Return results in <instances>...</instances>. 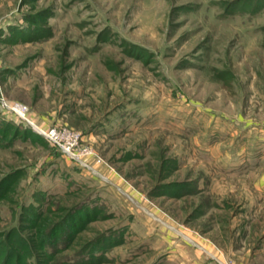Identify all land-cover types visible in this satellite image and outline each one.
Segmentation results:
<instances>
[{
    "label": "rangeland",
    "instance_id": "obj_1",
    "mask_svg": "<svg viewBox=\"0 0 264 264\" xmlns=\"http://www.w3.org/2000/svg\"><path fill=\"white\" fill-rule=\"evenodd\" d=\"M0 34V118L21 127L0 179L24 172L0 195V229L38 193L92 207L64 253L106 242L75 264H264V0H0ZM15 104L77 131L96 172Z\"/></svg>",
    "mask_w": 264,
    "mask_h": 264
},
{
    "label": "trees",
    "instance_id": "obj_2",
    "mask_svg": "<svg viewBox=\"0 0 264 264\" xmlns=\"http://www.w3.org/2000/svg\"><path fill=\"white\" fill-rule=\"evenodd\" d=\"M16 34L19 35L20 32L17 30ZM9 37L8 35L4 39H9ZM20 130L21 127L16 123L0 118V147L9 133L12 135L9 137L8 144L14 137L16 138V133ZM27 134V132L21 134L25 141L29 138ZM23 173L22 169H17L3 175L0 179V195L4 196L2 194L8 191L11 182ZM160 188L162 187L157 186V189ZM34 198L38 202L24 206L25 209L31 211L28 212V218L21 215L16 225L0 229V264H38L41 257L47 258L54 254H65L63 255L64 264H75L89 260L86 258V254L89 255L93 246L95 244L97 246L103 241V243L106 242L104 235H100L98 238L84 243L77 253L71 256L64 253L67 251L69 243L73 241V235H70L68 242L62 241L61 237L67 233V230L75 233L83 231L84 226L95 217L92 207L86 201L88 204L82 202L77 206L79 208L74 206L70 211L63 206L55 207L53 201L48 202L44 196L42 197V194L37 193ZM43 204L47 205L46 208L44 207L45 209H42ZM21 219L23 222L27 220V224H20ZM26 230H29L28 233ZM58 241L60 244H57ZM24 249H29L25 257L22 256ZM36 250L38 251L36 252Z\"/></svg>",
    "mask_w": 264,
    "mask_h": 264
},
{
    "label": "built area",
    "instance_id": "obj_3",
    "mask_svg": "<svg viewBox=\"0 0 264 264\" xmlns=\"http://www.w3.org/2000/svg\"><path fill=\"white\" fill-rule=\"evenodd\" d=\"M9 107V106H8ZM10 112L14 113L17 115L24 123H27L32 126V128L36 131V133L42 135L47 141L50 143H53L54 145H57L61 153L64 154L67 158L77 162L81 167L89 168L91 171L96 172L93 167H89L86 163L83 162L82 157L90 156L93 154L91 149L88 147L83 149L82 151L80 150V140L81 136L77 131H74L69 128H62V129H55V128H50V129H42L40 127L35 126V124L30 121L26 117V107L15 104L11 107H9ZM100 160L96 163L99 164ZM219 261V260H218ZM218 264H226L223 261L218 262Z\"/></svg>",
    "mask_w": 264,
    "mask_h": 264
},
{
    "label": "crops",
    "instance_id": "obj_4",
    "mask_svg": "<svg viewBox=\"0 0 264 264\" xmlns=\"http://www.w3.org/2000/svg\"><path fill=\"white\" fill-rule=\"evenodd\" d=\"M169 256V255H168ZM196 264H199V263H196ZM201 264V263H200Z\"/></svg>",
    "mask_w": 264,
    "mask_h": 264
},
{
    "label": "bare ground",
    "instance_id": "obj_5",
    "mask_svg": "<svg viewBox=\"0 0 264 264\" xmlns=\"http://www.w3.org/2000/svg\"><path fill=\"white\" fill-rule=\"evenodd\" d=\"M36 126V125H35ZM37 127V126H36Z\"/></svg>",
    "mask_w": 264,
    "mask_h": 264
}]
</instances>
